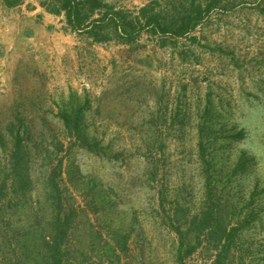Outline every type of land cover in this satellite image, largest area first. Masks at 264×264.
I'll use <instances>...</instances> for the list:
<instances>
[{
  "label": "rangeland",
  "instance_id": "obj_1",
  "mask_svg": "<svg viewBox=\"0 0 264 264\" xmlns=\"http://www.w3.org/2000/svg\"><path fill=\"white\" fill-rule=\"evenodd\" d=\"M106 1L135 12L153 0ZM160 1L158 8H163L165 0ZM21 5L24 8L12 11L0 3V117L9 114L17 103L24 102L25 115L44 114L61 132L62 124L55 115L57 103L69 100L74 90L82 98L89 97L93 109L103 90L113 89V78L123 75H137L144 81L156 83L159 94L169 103V121L184 91L182 84L187 86L185 98L192 107L188 117L192 123L199 116L197 105H204L207 94L212 93L223 139L234 129L245 130L242 139L237 142L229 138L223 140V146L218 145L212 154L222 169L223 183L228 186L223 200L230 197L240 205L252 202L264 214V0H224L206 11L204 24L193 34L200 37V42H192L188 36L177 41L179 48L190 49V56L185 60L174 43L162 47L158 38L147 30L133 46L117 42L92 43L85 36L67 30L65 21L58 20L60 15L54 16L55 23L48 29L55 34V39L40 44L42 40L36 39L32 29L37 23L31 17L40 15V9H46L40 0H26ZM38 20L42 22L44 17L38 16ZM58 34L67 36V41ZM147 61L151 64H146ZM128 94L106 96L101 114L88 112L92 129L96 123L99 133L106 139H114L117 148L126 145L132 133L118 128L111 112H129V108L119 102L128 99ZM144 97L148 99L142 109L147 108V102L154 101L149 92ZM31 102L37 103V111ZM141 115L148 116V112L142 110ZM157 132L167 137L168 146L165 154L153 152L161 175L154 187L130 184L131 174L123 166L118 164L114 168L113 164H106L78 147H72L69 154L79 165L81 177L71 181L65 174L64 184L80 209L86 207L89 199L82 192L85 182L92 187L97 183L98 188L105 183L116 189L106 200L100 195L91 196L102 208L96 213L89 210L88 214L104 240H112L105 222L113 221V228L122 226L131 231L129 250L120 252V264H178L172 208L177 203L184 204L188 207V215L193 217L203 206L205 180L194 146L195 129L189 125L183 134L173 128ZM178 135L185 139L180 140ZM242 153L246 154L249 166L240 172L237 166ZM114 171L124 172L128 192L122 190ZM160 191L165 194L164 204ZM114 198L119 204L111 210L108 201ZM182 228L186 230L187 225L183 223ZM244 240L249 247L247 261L264 264V218L245 233ZM205 247L203 244L187 256V264H210L211 252ZM94 260L100 264L96 258Z\"/></svg>",
  "mask_w": 264,
  "mask_h": 264
},
{
  "label": "trees",
  "instance_id": "obj_2",
  "mask_svg": "<svg viewBox=\"0 0 264 264\" xmlns=\"http://www.w3.org/2000/svg\"><path fill=\"white\" fill-rule=\"evenodd\" d=\"M25 1L0 0V3L12 8ZM223 1L165 0L166 5L158 8L161 1L153 0L135 12L106 0H40V4L51 13L63 15L67 30L85 36L92 43L117 42L133 46L147 30L158 38L162 47L174 43L185 60L190 56V49L179 48L177 41L188 36L192 42H200V37L193 34L204 24V13ZM112 85L113 89L103 90L93 109L89 97L82 98L74 90L69 100L57 103L55 115L62 124L61 132L44 114L25 115L24 102L17 103L9 114L0 117V264H96L95 258L100 264H120V252L129 250L131 231L122 226L113 228V221H108L104 225L109 227L112 240H104L88 214L89 210L96 213L102 208L91 196L100 195L106 200L116 189L105 183L98 188L97 183L92 187L85 182L82 192L89 199L86 207L80 209L64 184L65 174L71 181L81 177L79 165L69 157L72 147L106 164L111 163L114 168L120 164L131 174L130 184L154 187L161 175L153 152L165 154L168 146L167 137L157 130L173 128L183 134L189 125L196 131L194 146L197 161L203 168L205 197L202 208L193 217L188 215L184 204L177 203L172 208L177 262L187 264L186 257L205 244L211 252L210 264H250L244 235L264 214L252 202L240 205L230 197L223 200L228 186L223 183L222 169L212 158L217 146H223V140L229 138L237 142L245 136V130L234 129L223 139L212 93L207 94L204 105H197V120L189 121L192 107L185 98L186 84H182L184 91L175 103L170 121L169 103L159 94L156 83L144 81L137 75H123L113 78ZM126 92L130 97L119 102L128 107L129 112L123 114L115 110L111 117L118 128L132 134L126 145L117 148L114 139H106L99 133L96 123L92 129L88 112L101 114L106 96L120 97ZM147 92L154 101L147 102V108L142 109L148 99L144 97ZM31 104L37 111V103ZM142 110L147 111L148 116L141 115ZM94 114L92 117L96 120ZM139 166H142L140 172ZM248 166V158L242 153L237 168L243 172ZM113 173L122 190L128 192L124 172ZM159 194L164 204L165 194L163 191ZM117 204L118 199L108 201L111 210ZM183 223L187 225L186 230L182 228Z\"/></svg>",
  "mask_w": 264,
  "mask_h": 264
},
{
  "label": "crops",
  "instance_id": "obj_3",
  "mask_svg": "<svg viewBox=\"0 0 264 264\" xmlns=\"http://www.w3.org/2000/svg\"><path fill=\"white\" fill-rule=\"evenodd\" d=\"M20 7L24 8V6L20 4L18 6L11 8V9H12V11H14V10H18ZM40 10H41L40 15H38V16L42 15L44 17V20H42V22H40L38 20L37 15H34L31 18L34 21H36V23H37L36 25H34L32 27V29L34 30V32L36 34V39L42 40V42L40 41V44H43V41H45V40L55 39V37H56L55 34L50 33L48 29L53 26L52 24L55 23L54 18L58 17V15L53 14L51 12H48L47 10H44V9H40ZM58 20H62L61 23H64L63 15H60L58 17ZM26 29H27V27L24 25V31H26ZM37 34H38V36H37ZM58 36L62 37L65 41H67V39H66L67 36H65L64 34H58ZM46 42L44 43V45L46 44ZM73 43H74V41H73ZM51 62H52V60H51Z\"/></svg>",
  "mask_w": 264,
  "mask_h": 264
}]
</instances>
